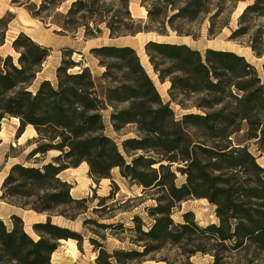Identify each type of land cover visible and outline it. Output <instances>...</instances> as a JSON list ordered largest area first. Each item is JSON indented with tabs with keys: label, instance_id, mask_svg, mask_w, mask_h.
<instances>
[{
	"label": "trees",
	"instance_id": "1",
	"mask_svg": "<svg viewBox=\"0 0 264 264\" xmlns=\"http://www.w3.org/2000/svg\"><path fill=\"white\" fill-rule=\"evenodd\" d=\"M65 1H43L38 11L29 12L37 18L44 6ZM101 1L119 5L114 21L104 26L109 39L166 34L165 25L160 29L154 24L158 18L165 19L162 9L167 0L159 2L162 9L146 8L145 23L132 18L128 0H75L66 15L74 26L71 32L84 28L85 40L102 34L96 23L75 27L73 22L76 16L87 19L95 15L94 6ZM202 3L184 0L169 18V28L176 36L183 34L172 21L193 22L203 13ZM251 13L263 16L264 0H254L241 18ZM7 26L8 21L0 19V48ZM57 26L62 34L70 30L67 25ZM12 49L18 54L16 63L10 55H0V124L6 118L17 119V138L27 126L33 128L36 146L27 161L49 152L58 155L40 168L14 165L4 179L0 201L22 200L13 206L46 215V221L31 226L37 236L34 240L24 231L20 217L10 216L9 226L0 220V264H50L60 241H75L80 250L81 235L52 223L51 215L74 222L87 211L88 201L73 199L71 186L59 179L64 171L83 163L96 182L109 179L117 169L123 180L141 190L140 198L155 195V206L146 209L150 227L144 231L141 219L133 217L134 228L129 230L136 235L134 243L141 251L109 253L90 240L97 253L95 264H143L148 256L168 249L177 251L185 263L196 255H208L210 264H237L235 254L264 253V168L246 145L253 141L258 151L264 148V82L243 56L212 49L201 53L185 44L148 41L144 45L147 63L160 85L169 83L165 102L131 47L90 49L102 70L98 78L102 93L88 68L68 72L80 67L69 60L73 53L69 50H63L55 82L43 80L32 91L51 49L23 34L14 39ZM250 49L257 58L263 56L264 46L259 47L257 35L250 41ZM262 71L264 74V63ZM174 107L183 113L178 116ZM192 110L198 113H187ZM106 113L114 134L119 136L131 128L134 137L122 140L119 147L106 135ZM177 175L184 179L180 186L176 185ZM191 198L207 201L217 223L200 226L191 212L182 215L181 223H174L172 211ZM99 227L123 231L121 225Z\"/></svg>",
	"mask_w": 264,
	"mask_h": 264
},
{
	"label": "rangeland",
	"instance_id": "2",
	"mask_svg": "<svg viewBox=\"0 0 264 264\" xmlns=\"http://www.w3.org/2000/svg\"><path fill=\"white\" fill-rule=\"evenodd\" d=\"M1 1L3 0H0V5H2ZM7 1L8 4L6 6H0V19L4 18L8 21L5 42L3 47L0 48V55L2 57L10 55L14 63H16L18 54L12 49V42L20 34L24 35L25 30L27 36H24L29 37L38 45L51 49L50 56L43 63L41 72L37 74L34 86L30 89L32 91L43 80L55 82L56 68L64 59L63 50H69L73 52L72 55H69V60L79 63L80 67H75L68 72L75 73L81 67L88 68L96 78L99 93H102V84L98 79L102 70L97 66V61L90 55V49L106 45L123 46L125 39L134 38L126 36L119 39H109L108 32L104 26L106 23L114 21L113 15L119 8L118 3L114 1L97 3L94 6V11H97V13L92 17L80 19L79 16H76L73 19V22L76 23L75 27H80L86 22L91 25L92 23L99 25L102 34L88 40L84 38V28L82 27L75 32H71L74 26L66 18L68 9L75 0H67L54 6H44L45 9L37 18L32 17L30 12L38 11L43 1L50 0H32L30 3L19 5L12 4V0ZM128 1L129 8H131V11L129 9L131 16L132 14L134 15L132 18L145 23L147 22L146 8L152 10L158 7L162 9L163 6L159 2L164 0H146L145 3L142 0ZM167 1L165 9H162L165 19L161 20L158 18L157 23L154 24L156 28L160 29H162V24L165 25L166 28H163V32L166 34L159 36L156 33H141L136 42L132 41L130 43L148 75L155 82L157 91L165 102L168 101L167 89L169 86L158 83L144 55V45L150 40L185 44L201 53L206 49L236 53L243 56L248 63L254 66L264 82L262 71L264 53L261 58H257L250 49V41L255 35H257L259 47L264 46V15L257 16L251 13L241 18L244 9L252 5L254 0H201L204 10L196 20L190 23L180 19L172 21V26L182 31L183 35L181 37L176 36L171 31L168 20L179 7L183 6L184 0ZM56 24L67 25L70 29L69 32L62 34L60 27ZM134 43H136L135 47L133 46ZM174 110L178 116L183 113L178 107H174ZM187 113L197 114L198 112L192 110ZM104 116L106 135L114 139L119 147L122 140L134 137V131L131 128L122 131L119 136L114 134L107 123V113ZM17 128L18 124L10 118L3 119L0 124L2 133L0 135V187L12 166L23 165L40 168L58 155V153L49 152L45 156H36L27 161L28 154L36 146L34 139L37 138V135L29 137L26 135V130H24L23 134L17 138ZM238 140H241V138ZM246 145L250 153L256 158L257 163L264 168V148L258 151L253 141L247 142ZM59 179L71 186L73 191H70V196L73 199H86L88 201V209L73 223L51 215L52 223L68 228L70 231L80 234L82 238L79 246L80 250H78L77 243L74 241L77 249L76 257L66 253L64 244L59 243L56 252L50 259V264H62V262L63 264H95L97 253L93 252L90 240L96 241L98 245L104 247L109 253L113 250L136 249L141 251V246H137L134 243L136 235L129 230L134 228L133 217L141 219L144 231L150 227L152 221L148 218L146 209L155 206V195L153 193L140 198L141 190L123 180L117 169L111 172L109 179H102L96 182L89 176L88 167L81 164L78 168H70L66 172L61 173ZM183 182V177L177 175L176 185L180 186ZM76 193H79L78 196H76ZM109 196L110 198H108ZM103 199L105 201L102 202L101 200ZM22 202V200L14 199L8 203L0 201V205L15 207L13 204ZM17 209L20 211V208ZM23 211L29 212V215L33 217V221H35L34 224L46 221V215H40L30 210ZM186 212H191L195 222L200 226L217 223L213 207L205 200L191 198L180 203L172 211L171 219L174 223H181L182 215ZM20 215L23 214L20 213ZM22 218L24 231L32 239L37 240V236L31 228L32 224H30V229H27L25 226L26 216L24 215ZM5 223L7 226L10 225L9 218L5 220ZM99 225H121L123 231L119 227L112 230H104ZM232 257L237 264H264V253L262 252L235 254ZM211 262L212 258L208 255H196L185 263L183 258L178 257L177 251L168 249L148 256L144 264H210Z\"/></svg>",
	"mask_w": 264,
	"mask_h": 264
},
{
	"label": "bare ground",
	"instance_id": "3",
	"mask_svg": "<svg viewBox=\"0 0 264 264\" xmlns=\"http://www.w3.org/2000/svg\"><path fill=\"white\" fill-rule=\"evenodd\" d=\"M129 9L131 11V8H129ZM132 16H134V15L132 14ZM25 35H26V33H25ZM138 37H140V36L137 35L134 38H127V39H125L124 40L125 42H124L123 46H128V47L133 48L132 46H130V43H132V41L133 42H136V40L138 39ZM150 41H154V40H150ZM135 44L136 43H134V45H133L134 47L136 46ZM164 85L169 86V83H165ZM12 120L14 122H16L17 124L19 123L17 119L12 118ZM1 134L2 133L0 131V135ZM26 135H28L29 137H34L36 135L35 131L33 130V128L31 126H27V128H26ZM52 153H57V152H52ZM83 165H85L87 167V165L85 163H83ZM25 222H26L25 223L26 228L27 229H30V220L28 218H26L25 219ZM60 243H63L64 246L66 247V250H65L66 253L72 255L73 257H76V255H77V249H76V246H75V242L74 241H72V240H68V241H64V242L63 241H60Z\"/></svg>",
	"mask_w": 264,
	"mask_h": 264
},
{
	"label": "crops",
	"instance_id": "4",
	"mask_svg": "<svg viewBox=\"0 0 264 264\" xmlns=\"http://www.w3.org/2000/svg\"><path fill=\"white\" fill-rule=\"evenodd\" d=\"M1 3H2V5H0L1 7L2 6H6L7 4H8V1L7 0H3V1H1ZM25 33H26V30H25V32H24V35H25ZM27 36V35H26ZM16 38V37H15ZM102 72V71H101ZM101 72H100V74H101ZM18 125H19V123H18ZM27 128V127H26ZM26 128H25V130H26ZM67 171V170H66ZM66 171H64V172H66ZM71 192L73 191V189H71L70 190ZM77 195L76 196H78V194L79 193H76ZM20 213H22L23 215H20ZM12 215H14V216H18V217H20L22 220H23V218L22 217H24V215L26 216V218H28L29 220H30V224H34V222L35 221H33V217L31 216V215H29V212H25V211H21V209H20V211H19V209H17V208H15V207H12V206H10V207H7V206H5V205H3V206H1L0 205V220H2L4 223H5V220L7 219V218H10V216H12ZM73 223V222H72ZM6 224V223H5ZM64 242V241H63ZM76 246V245H75ZM54 255V254H53ZM58 262H60V261H58ZM62 262V261H61ZM72 262H75V261H72ZM62 264H63V262H62ZM73 264V263H72ZM144 264V263H143Z\"/></svg>",
	"mask_w": 264,
	"mask_h": 264
},
{
	"label": "water",
	"instance_id": "5",
	"mask_svg": "<svg viewBox=\"0 0 264 264\" xmlns=\"http://www.w3.org/2000/svg\"><path fill=\"white\" fill-rule=\"evenodd\" d=\"M135 37V36H134Z\"/></svg>",
	"mask_w": 264,
	"mask_h": 264
}]
</instances>
